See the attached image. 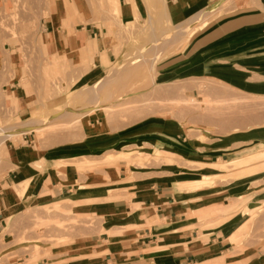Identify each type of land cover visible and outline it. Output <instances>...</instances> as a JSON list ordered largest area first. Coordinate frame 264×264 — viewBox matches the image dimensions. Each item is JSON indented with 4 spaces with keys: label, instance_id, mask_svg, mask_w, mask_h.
<instances>
[{
    "label": "rangeland",
    "instance_id": "1",
    "mask_svg": "<svg viewBox=\"0 0 264 264\" xmlns=\"http://www.w3.org/2000/svg\"><path fill=\"white\" fill-rule=\"evenodd\" d=\"M57 1L0 0V50L7 56L17 54L22 67L20 87L29 97L33 95L31 104L36 106L22 132L28 136L34 132L36 140L54 145L65 134L79 131L81 121L99 118L116 135L113 140H121L122 134L156 121L177 134L187 150L180 158L170 150H158L153 141L136 138L104 150L98 158H82V182L65 196L75 195L76 190L83 195L51 201L45 196L42 204L3 221L0 264H14L18 258L24 264H36L53 259L54 250L63 243L82 236L110 235L103 219L86 209L117 197L127 183L145 181L156 183L174 199L177 194L184 196L179 201L186 219L191 218L190 204L198 202L199 218L191 221L189 229L200 235L211 227L220 229L226 237L216 235L236 252L249 251L264 240V158L222 169L187 163L221 164L249 153L264 157V138L251 136L264 130V73H259L260 67L248 66L264 59V25L244 29L246 34L238 43L226 48L219 45L239 29L240 18L258 15L264 21V0H208L200 11L178 21L172 19V0L127 1L126 7V0H120L119 8L111 0H82V24L103 26L111 46L110 61L103 58L104 71L92 84L82 79L86 71L97 67L89 44L81 50L89 60L81 64L60 55L47 57L43 23ZM229 23L236 25L224 27ZM199 64L200 71L192 72ZM215 66L231 67V78L211 72ZM1 69L10 84L14 69L8 59L0 63ZM5 113L6 120H0V177L7 142H22L10 131L14 125L11 111ZM179 140L166 144L175 150L181 145ZM96 161L113 163L121 172L94 178ZM58 166L69 165L61 162ZM118 184L122 186L114 187ZM20 186L23 194L29 184ZM99 190L103 193L96 196ZM203 204L220 210L203 218ZM80 205L82 212L76 207Z\"/></svg>",
    "mask_w": 264,
    "mask_h": 264
},
{
    "label": "crops",
    "instance_id": "2",
    "mask_svg": "<svg viewBox=\"0 0 264 264\" xmlns=\"http://www.w3.org/2000/svg\"><path fill=\"white\" fill-rule=\"evenodd\" d=\"M111 1L116 8L121 7L118 3L120 0ZM207 1L172 0V19L178 21L200 11ZM126 6L127 0L123 7ZM84 15L82 0H58L54 8H50L49 15L43 23L42 40L47 57L60 55L64 56L65 60L79 64L86 58L89 60V56H82L81 52L83 45L89 44L97 61V67L89 72L86 71L82 79L85 83L92 84L104 71L101 67L103 58L110 61L111 46L103 26L98 29L95 26L82 24ZM238 22L239 29L231 31L228 41L220 43V47L226 48L231 42L242 41L246 34L244 29L264 25V21L258 15L240 18ZM235 25L236 23H229V26L224 25V27ZM6 59L14 69V78L8 84L7 74L0 70V120H6L7 109L11 111L14 125L10 131L14 132L16 137H20L22 142L18 140L7 142V155L0 177V225L4 220L19 215L24 209L38 203L42 204L41 199L45 196L51 201V199L66 200L83 195V193L78 195L76 190L75 195L69 198L65 196L73 191L76 183L82 182L80 174L82 158H98L104 150L127 142L124 140L137 141L136 138H140V140L153 141L158 146V150H170L176 156L184 158L187 149H183L184 145L178 135L169 132L166 126L163 127V123L156 121L138 126L133 131L124 133L126 135L122 134L120 136L122 141L118 138L113 140L116 135L111 133L99 118L87 119L85 124L81 121L79 131L65 134L60 142L54 145L36 140L34 132L29 136L26 135L22 132L23 124L32 120L30 116L34 115L36 106L31 104L33 95L29 97L20 87L22 67L17 54L7 56L5 51L0 50V63ZM248 66L260 67L259 73H264V59L251 61ZM200 69L199 64L191 71L199 72ZM211 72L231 78L232 69L229 66H215ZM2 107L6 109L4 112ZM97 126L101 127L97 128ZM102 127L106 128V132ZM257 135L264 138V130L251 136L257 137ZM175 140H179L181 145H177L174 150L166 143ZM252 154L223 161L221 164L186 161L192 166L205 165L222 169L231 167V164L236 162L243 167L244 164L253 162L256 157L264 158L261 154ZM171 159L170 163H172ZM61 162H67L69 166H58ZM93 165H95L92 171L94 178H100L104 173L115 177L121 172V169L118 170L113 163L104 164L96 161ZM90 177L86 180L89 181ZM25 182L29 186L22 194L23 186L20 185ZM164 185L168 186V184ZM120 186L122 185H114V187ZM123 186H126V190L117 197L96 202L86 209L88 213L103 219L110 235L104 233L100 237L82 236L81 239H75L73 242L63 243L52 254L61 257L56 259L53 257L51 260L42 259L36 264H264V240L257 242L249 251L245 249L244 252H236L230 243H224L222 238L216 235V233L224 235L220 229L213 230L211 227L208 232H203L201 235L197 230L189 229L191 221L196 217L199 218L195 211L198 202L190 204L191 218L186 219L184 207L179 201L184 196L177 194V199H174L156 183L146 181L127 183ZM102 193L103 191L99 190L95 195ZM76 207L82 212L81 205ZM203 207L205 213L203 216L200 215V218L209 217L211 212L220 210L213 204H203ZM14 264H24V260L18 258Z\"/></svg>",
    "mask_w": 264,
    "mask_h": 264
},
{
    "label": "bare ground",
    "instance_id": "3",
    "mask_svg": "<svg viewBox=\"0 0 264 264\" xmlns=\"http://www.w3.org/2000/svg\"><path fill=\"white\" fill-rule=\"evenodd\" d=\"M128 1V3L130 2V3H132V4H134V0H127ZM129 3V4H130ZM118 7V6H117ZM128 8H131V6H128ZM120 13V12H119ZM120 15V14H119ZM192 20V19H191ZM191 20H189L187 23L189 24L190 22H191ZM91 59V58H90ZM23 189H25V187L23 188Z\"/></svg>",
    "mask_w": 264,
    "mask_h": 264
}]
</instances>
